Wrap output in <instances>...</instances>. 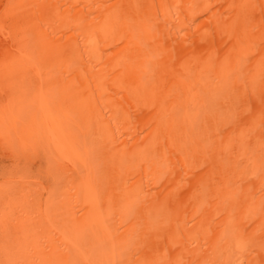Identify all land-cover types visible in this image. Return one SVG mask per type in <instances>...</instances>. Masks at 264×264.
<instances>
[{"label": "bare ground", "instance_id": "6f19581e", "mask_svg": "<svg viewBox=\"0 0 264 264\" xmlns=\"http://www.w3.org/2000/svg\"><path fill=\"white\" fill-rule=\"evenodd\" d=\"M0 264H264V0H0Z\"/></svg>", "mask_w": 264, "mask_h": 264}]
</instances>
